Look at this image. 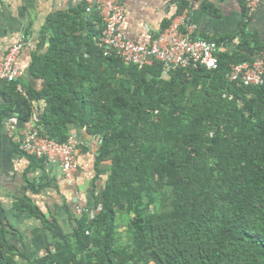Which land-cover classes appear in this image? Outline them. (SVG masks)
I'll list each match as a JSON object with an SVG mask.
<instances>
[{
	"label": "trees",
	"instance_id": "1",
	"mask_svg": "<svg viewBox=\"0 0 264 264\" xmlns=\"http://www.w3.org/2000/svg\"><path fill=\"white\" fill-rule=\"evenodd\" d=\"M88 8L47 18V49L28 69L41 90L24 97L8 87L24 122L44 102L41 136L65 142L75 127L99 139V205L67 235L43 218L55 241L33 258L0 226V264H264V82L227 78L263 48L244 32L216 54L214 70L165 72L156 61L138 69L104 55L101 19L92 10L85 21Z\"/></svg>",
	"mask_w": 264,
	"mask_h": 264
},
{
	"label": "crops",
	"instance_id": "2",
	"mask_svg": "<svg viewBox=\"0 0 264 264\" xmlns=\"http://www.w3.org/2000/svg\"><path fill=\"white\" fill-rule=\"evenodd\" d=\"M123 5L125 17L119 30L136 42L149 41L167 23L175 22L196 38H225L219 52L234 50L244 32L243 37L254 49L264 48V0L246 26L243 0H123ZM70 8L62 0H0V55L24 42L15 63L24 70L17 82L25 92L43 87L42 80L30 76L28 69L33 53L47 49V18ZM90 14L82 15L85 21ZM8 84L0 81V226L11 244L33 258L54 245L53 234L44 227L43 218L55 221L67 235L73 232L77 218L87 211L93 213L99 205L96 200L104 179L96 166L99 139L84 129H70L78 169L69 180L65 179L57 163L27 155L20 149L23 132L35 122L19 119ZM43 107L42 100L33 102L36 113ZM77 206L83 210L77 211ZM17 261L26 263L20 257Z\"/></svg>",
	"mask_w": 264,
	"mask_h": 264
},
{
	"label": "built area",
	"instance_id": "3",
	"mask_svg": "<svg viewBox=\"0 0 264 264\" xmlns=\"http://www.w3.org/2000/svg\"><path fill=\"white\" fill-rule=\"evenodd\" d=\"M245 13L243 20L249 22L261 0H243ZM85 2L88 12L96 11L101 19L102 30L99 43L104 55H112L126 64L142 69L153 62H159L168 72L178 67L202 66L208 70L217 68L216 54L222 48L213 40L196 38L191 31H183L178 23L171 22L161 29L149 41L136 42L126 38L119 30L125 17L123 0H62L65 5L75 6ZM24 46L18 42L0 55V81L16 83V90L26 97V92L17 82L24 70L16 66V58ZM230 81H241L244 85H260L264 82V48L254 53L252 60L236 64L227 74ZM34 125L25 130L20 142V149L27 155L55 162L65 179H70L78 169L76 145L72 137L65 142H58L39 134L38 116L32 111L31 122ZM77 206V211H82ZM92 218L93 213L89 212Z\"/></svg>",
	"mask_w": 264,
	"mask_h": 264
}]
</instances>
